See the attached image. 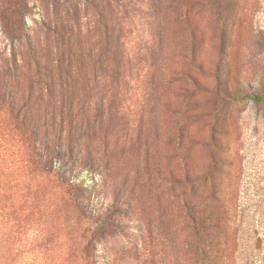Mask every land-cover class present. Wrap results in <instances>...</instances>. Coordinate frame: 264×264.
Here are the masks:
<instances>
[{"label":"rangeland","instance_id":"rangeland-1","mask_svg":"<svg viewBox=\"0 0 264 264\" xmlns=\"http://www.w3.org/2000/svg\"><path fill=\"white\" fill-rule=\"evenodd\" d=\"M3 70L0 264H264V0H0Z\"/></svg>","mask_w":264,"mask_h":264},{"label":"trees","instance_id":"trees-1","mask_svg":"<svg viewBox=\"0 0 264 264\" xmlns=\"http://www.w3.org/2000/svg\"><path fill=\"white\" fill-rule=\"evenodd\" d=\"M45 29L48 30V28H46V27H45ZM49 30H50V28H49ZM221 31H222V34H223L222 35L221 55L225 56L226 55V36H225L226 28H225V26H222ZM6 67H7V65H6ZM7 73H8L7 70H3L2 74L0 75V77L3 76L4 78H6ZM53 73H54V70H51V69H44L43 71H40V74H42L44 76V78H46V79L48 77H50V75L54 76ZM61 75H63V76L66 75L65 79H66L67 82H72L73 81L74 76L71 73V69H65L64 72H61ZM46 79H41L39 81V83H43V84L47 85L48 81ZM0 82H1V80H0ZM245 98L246 99H251V100L256 101V102H260V101L263 100L264 97L262 95H260L259 93H255L254 92V93H247L245 95ZM75 119L76 118H72V116H71V117H69L68 120H66L64 122V124L67 123L68 125H72V123H74ZM190 205H191L190 203L186 204V211H187V218L191 222L192 230H193L194 235L196 236V239H197V243L194 246L195 258H197L198 264H210L209 258L206 256L207 255V250H206L207 246H206L205 242L202 241L203 238H201V232H200V230H201V222L199 220V217H197V214L193 211V209H192V207Z\"/></svg>","mask_w":264,"mask_h":264}]
</instances>
